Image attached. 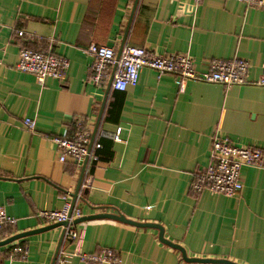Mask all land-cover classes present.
<instances>
[{
    "label": "crops",
    "instance_id": "1",
    "mask_svg": "<svg viewBox=\"0 0 264 264\" xmlns=\"http://www.w3.org/2000/svg\"><path fill=\"white\" fill-rule=\"evenodd\" d=\"M188 3L0 0V208L16 219L0 230V241L47 227L37 214L60 210L62 196L79 191L80 168L59 162L50 139L72 137L81 124L98 129L100 146L78 201L82 217L156 224L187 258L264 264V87L186 81L179 88L149 68L125 92L91 82L89 45L118 52L124 42L154 55H187L199 71L238 58L249 63L250 81L264 77V11L229 0H202L193 10ZM23 48L66 58L65 78L41 87L17 71ZM117 129L121 142L114 141ZM217 132L263 155L260 167L241 169L243 188L234 198L190 190ZM75 230L71 253L109 249L122 264H196L162 243L157 229L94 218ZM61 237L58 227L2 246L0 264H53Z\"/></svg>",
    "mask_w": 264,
    "mask_h": 264
},
{
    "label": "built area",
    "instance_id": "2",
    "mask_svg": "<svg viewBox=\"0 0 264 264\" xmlns=\"http://www.w3.org/2000/svg\"><path fill=\"white\" fill-rule=\"evenodd\" d=\"M173 3H183V0H168ZM186 5L190 10L195 9L202 0H188ZM264 11V0H229ZM18 32V36H22ZM85 52L93 58V75L91 82L98 87L110 91L125 92L134 87L144 68L153 70L159 77L169 75L174 78L176 85L181 88L186 81L206 84H218L226 88L233 86H262L264 77L250 81L248 79L249 63L245 60L233 58L230 60L211 61L204 71L195 68L192 59L187 55H154L143 48H137L124 42L118 52L107 46L89 45ZM17 71L32 75L41 87L46 79L60 82L65 78L69 69V61L57 56L51 51L45 53L23 48L19 52L15 65ZM23 126L30 132L35 130V122L25 118ZM121 130L117 129L115 142H121ZM99 131L95 127L81 124L72 137H52L50 141L58 150V161L64 163L71 159L79 168L81 180L79 191L72 199L71 195L62 196L63 206L56 211H41L37 214L43 226L66 222L62 226V237L58 245L53 264H70L77 258L81 264H122L118 253L102 249L92 254L71 253L70 245L78 240L79 234L75 230L74 221L82 217L78 201L81 191L89 186V168L95 160ZM263 155L254 146L233 145L226 137L215 133L212 137L207 166L195 173L190 190L194 194L208 192L227 198L236 197L243 188L240 171L244 167H260ZM16 219L7 215L0 208V230L7 226H14Z\"/></svg>",
    "mask_w": 264,
    "mask_h": 264
},
{
    "label": "water",
    "instance_id": "3",
    "mask_svg": "<svg viewBox=\"0 0 264 264\" xmlns=\"http://www.w3.org/2000/svg\"><path fill=\"white\" fill-rule=\"evenodd\" d=\"M76 193H77V190H76L75 194L73 195L74 197H75ZM94 218L113 219V220H117V221H120L122 223H125V224H128V225H132V226H135V227H138V228H153V229H157L159 231V240L162 243H164V244H166V245H168V246L180 251L181 254H182L183 259L186 262H188V263H196V264H235V263H232V262H229V261H225V260L187 258L185 251L181 247H179L177 245H174V244H172V243H170V242H168V241L163 239V230H162V228L160 226H158L156 224L132 222V221H129V220L125 219L121 215L100 214V215H95V216H90V217H81V218L75 220L74 224H77L79 222L86 221V220H89V219H94ZM66 225H67L66 222L56 223V224L49 225L47 227L35 229L33 231L16 234V235H13V236L9 237L6 240L0 241V247L6 246V245H8V244H10V243H12L14 241H17V240L21 239V238H24V237H27V236H31V235H34V234L43 233V232L49 231L51 229L62 227V226H66Z\"/></svg>",
    "mask_w": 264,
    "mask_h": 264
},
{
    "label": "trees",
    "instance_id": "4",
    "mask_svg": "<svg viewBox=\"0 0 264 264\" xmlns=\"http://www.w3.org/2000/svg\"><path fill=\"white\" fill-rule=\"evenodd\" d=\"M75 132V131H74ZM96 152H97V150H96ZM19 249H21V253H23V247H20Z\"/></svg>",
    "mask_w": 264,
    "mask_h": 264
}]
</instances>
